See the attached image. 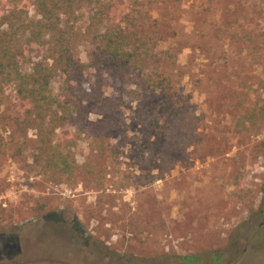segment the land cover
I'll list each match as a JSON object with an SVG mask.
<instances>
[{
	"label": "rangeland",
	"instance_id": "374dc122",
	"mask_svg": "<svg viewBox=\"0 0 264 264\" xmlns=\"http://www.w3.org/2000/svg\"><path fill=\"white\" fill-rule=\"evenodd\" d=\"M106 15L139 60L98 59L72 86L83 107L53 136L66 167L43 166L42 130L0 98V264H264V0L75 4L61 17L83 63Z\"/></svg>",
	"mask_w": 264,
	"mask_h": 264
},
{
	"label": "trees",
	"instance_id": "16d2710c",
	"mask_svg": "<svg viewBox=\"0 0 264 264\" xmlns=\"http://www.w3.org/2000/svg\"><path fill=\"white\" fill-rule=\"evenodd\" d=\"M7 2L9 10L0 15V98L5 88L13 89L18 101L25 104L26 116L23 120L11 117L12 122L20 120L27 126L42 130L37 133L39 138L36 141L41 146L36 156L43 161V166L49 168L61 163L66 167L67 161L53 143V136L57 127L83 107L85 97H77L72 86L86 67L95 66L92 62L101 58L108 66L131 67L140 56L135 51L136 47H130L134 34H128L120 25L108 23L110 17L106 15L105 23L98 20V35L89 39L94 46L91 61L83 63L72 51L71 33L64 28L61 16L72 11L75 4L93 3V0H32L31 5L39 16L36 20L29 17L23 0ZM31 45L42 47L46 54L32 61L29 55ZM25 64H30L29 70L23 69ZM57 75H62L68 84L65 92L54 90L53 80ZM158 88L156 86L152 90L156 92Z\"/></svg>",
	"mask_w": 264,
	"mask_h": 264
}]
</instances>
